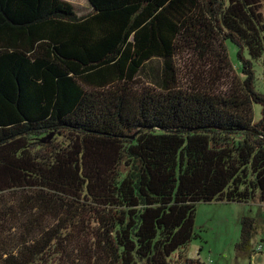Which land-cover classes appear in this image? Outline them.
Wrapping results in <instances>:
<instances>
[{"label": "trees", "instance_id": "1", "mask_svg": "<svg viewBox=\"0 0 264 264\" xmlns=\"http://www.w3.org/2000/svg\"><path fill=\"white\" fill-rule=\"evenodd\" d=\"M87 2L0 0V264H204L198 204L264 209V0Z\"/></svg>", "mask_w": 264, "mask_h": 264}, {"label": "rangeland", "instance_id": "2", "mask_svg": "<svg viewBox=\"0 0 264 264\" xmlns=\"http://www.w3.org/2000/svg\"><path fill=\"white\" fill-rule=\"evenodd\" d=\"M71 3L78 10L80 15L92 11L87 0H64ZM244 57L248 58L244 53ZM214 66L206 63H199V69L206 76L207 83L216 84L217 79L222 80L215 91L219 93H228L230 89L234 91L241 90L243 86L242 77L239 74L236 65V49L229 46V66L221 69L217 63L212 62ZM177 66L180 83L185 87L189 85L190 78L187 76L191 70L188 66L178 63ZM160 63L154 61L151 65L153 72H150L152 80L158 79L160 75ZM255 71L256 87L262 88V76L259 63H253ZM210 79V80H209ZM257 110V109H256ZM258 204H236V203H208L198 204L195 211L194 232L197 236L189 245L186 254L189 258H197L204 264H250L248 258L238 257L235 245L239 241L240 221L243 217L255 218L258 216ZM264 261L261 256L252 259V264H259Z\"/></svg>", "mask_w": 264, "mask_h": 264}, {"label": "built area", "instance_id": "3", "mask_svg": "<svg viewBox=\"0 0 264 264\" xmlns=\"http://www.w3.org/2000/svg\"><path fill=\"white\" fill-rule=\"evenodd\" d=\"M253 257L254 256H261L264 258V237L257 241L253 247ZM250 264H252V258H250ZM259 264H264V261H262Z\"/></svg>", "mask_w": 264, "mask_h": 264}, {"label": "crops", "instance_id": "4", "mask_svg": "<svg viewBox=\"0 0 264 264\" xmlns=\"http://www.w3.org/2000/svg\"><path fill=\"white\" fill-rule=\"evenodd\" d=\"M258 208H259V210H258V216H257V218L260 219V218L263 217V219H264V209H262L260 205H258ZM263 237H264V234L261 235V237L259 236L258 239H256V242L259 241V240H261ZM254 257H256V256H254ZM254 257L251 256L252 259ZM248 260L250 261V259H248Z\"/></svg>", "mask_w": 264, "mask_h": 264}]
</instances>
